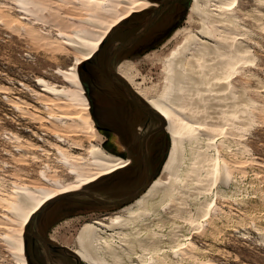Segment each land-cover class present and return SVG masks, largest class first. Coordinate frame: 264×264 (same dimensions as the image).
I'll list each match as a JSON object with an SVG mask.
<instances>
[{"label": "rangeland", "instance_id": "374dc122", "mask_svg": "<svg viewBox=\"0 0 264 264\" xmlns=\"http://www.w3.org/2000/svg\"><path fill=\"white\" fill-rule=\"evenodd\" d=\"M90 1L95 0H0V264H22L15 242L23 209H29L36 201L31 200L29 205L18 208L21 200V196L16 195L18 191L38 190V197L51 193L54 195L53 199L43 208L49 204L56 208L54 202L57 199L68 197L59 192L67 185L75 184L76 179L79 181L84 174L97 171L89 165L91 162L87 152L90 147L100 145L106 152L121 157L117 152L121 149V144L116 137L98 131L94 120L97 134L91 136L88 128L76 118L79 111L84 112L83 100H77L76 88L65 81L64 72L75 66L83 57L78 47L80 43H76V39L100 37L106 26L125 14L133 3H130L131 0H105L99 5L91 6ZM229 1L231 2L205 0L210 4L208 7L210 13L214 14L211 15L213 18L218 12H213L211 8ZM190 5L191 0L176 24H170L172 18L167 16L152 27L141 43L159 37L154 45L146 47L140 54H121L111 64L116 72L120 65L124 68L127 66L126 70L133 86L146 98H156L165 92L168 82L164 60H167L169 51L185 36L187 30L198 31L201 28L197 18L187 20ZM232 9L229 16H218L220 25L215 32V38L234 55V68L229 72L231 85L227 91L228 95L226 92H220L228 98L223 99L220 95L216 101L211 93L200 91L201 95L197 96L199 92H196L192 100L190 99V102L197 101V104L202 106L212 105L211 111H216L213 120L218 121L221 116L218 121L220 128L217 129H220L223 135L218 130L216 132L221 135L215 133L218 145H200L202 156L208 157L210 164L219 156L220 176L208 178L204 167L197 177L188 175L192 160H189L190 154L186 153L183 166L187 170L183 167L180 171L181 183L175 192L176 196L173 194L165 204L157 205L160 198L153 203L156 212L151 214L148 223H159L152 228L157 227L158 234L147 236L149 239L144 232L139 234L135 244L131 243L127 250H133L138 256H125L123 264H131L141 256H149L141 251L144 243H147L146 247L151 244L152 253L155 247L158 248V252L154 254L159 261L157 264L165 260L166 264H264V0H236ZM147 12H150V9L136 13L119 23L106 34L104 42H101L92 59L84 63L79 62L81 65L77 64L78 76L84 89L81 99L87 98L88 105L89 97L84 85L85 67L94 74V77L86 79V82L92 85L89 88L97 97L104 102H123L125 94L121 93L119 86L108 75L107 60L118 44L145 31L146 27L140 29V22L145 21ZM207 19L206 24L212 18ZM165 26H169L170 30L162 37L159 31ZM227 34L232 40L229 37L225 39ZM200 38L203 39L202 36ZM225 72L229 74L228 71ZM183 93L181 98L187 101V95L184 91ZM138 97L142 98L140 95ZM141 100L145 103L143 98ZM56 104L59 106L56 107ZM146 105L151 107L147 103ZM225 106L226 109L231 106L237 112L230 125V122L219 114L223 113ZM51 116L64 118L55 120L50 118ZM70 116L72 120L69 119ZM55 133L61 135L56 136ZM164 141V153L156 163L149 183L132 187H140L133 195L144 193V187L148 188L155 177L160 175L171 144L170 135L166 131ZM54 145L61 146L62 152ZM65 156L81 158L84 164L67 163L69 158L65 160ZM72 165L77 168L78 176L69 173ZM117 173L83 187L74 196L69 195L75 197L73 201L79 204L77 208L82 212L60 217L54 223L50 231L56 241L67 242L76 247L75 239L84 223L110 217L133 204L139 195L115 207L100 204L91 197L99 198L103 202H113L117 197L126 195L130 191L126 184L116 183L106 187L108 185L105 183ZM185 179L186 184L182 182ZM27 228L28 225L21 231L26 264L28 261L24 237ZM139 241L143 243L139 244ZM157 241L161 242L156 244ZM136 242L140 246H137ZM177 247L181 254L176 257L174 251ZM169 260L172 263H169Z\"/></svg>", "mask_w": 264, "mask_h": 264}, {"label": "bare ground", "instance_id": "6f19581e", "mask_svg": "<svg viewBox=\"0 0 264 264\" xmlns=\"http://www.w3.org/2000/svg\"><path fill=\"white\" fill-rule=\"evenodd\" d=\"M131 1H130V3H133L132 7L127 12H125V14H123L121 17H119L115 22L108 24V26H106L104 32L102 33V35L100 37H98L96 39L81 37L80 39H76V40H78L77 42L72 40L76 43L79 42L80 45H82V46L79 45L78 47H79V50L82 51L83 57L78 60V62L76 63L75 66L71 67L68 71L64 72L65 81H67L68 83H70L71 86H74L76 88V93L78 96L77 100H80V101L83 100L82 104H83L84 112L79 111L80 113L81 112L82 113L81 114L79 113V115L76 118L80 119L82 121L83 126L88 128L91 136H95L97 134L96 133L97 128L95 129V127H94V122H93L94 119L92 118L87 98L81 99L82 96L84 95V89L82 87L83 85L81 84L80 78L78 76L77 66L79 64L81 65V63H84L89 59H92L94 53L99 49L101 42L103 41L104 37L106 36V34L110 30H113L119 23L126 20L127 18L133 16L136 13L143 12V11H145V9H149L153 5L152 0H131ZM103 2H105V0H95V1H90V4H91V6H94V5H99ZM221 2H223V1H221ZM235 3H236V0H231V2L229 1V3H221V5L218 4L219 6L218 5L213 6L211 8L212 11L213 12L215 11V13L218 12V14H215V16L213 18V16H211V15H214V14H212V12L210 13V9L208 7V5H210V4H207V2H205V0H191L190 10L187 14V18H188L187 20H189V18L192 20L194 18H197L198 22L200 23L199 25L201 28L198 31L187 30L186 34H184L185 36L175 45V47L173 49H171L169 51V54L167 56V60L166 61L164 60L165 65L163 64V61H162V64L165 66L166 82H168V83H167V86H166L167 89L165 90V92L160 94L156 98H146L145 96H143V94H141L139 91H137L135 89V86H133V81L128 76V72L126 70L127 66L125 68L123 65H120L118 67L117 74H119V76L124 78L127 81V83L132 87V89L134 91H136V94L140 95L145 100V103H147L149 106H151L157 112V114L160 116V118H161L160 121L162 123H164L166 126L165 131L170 135V139H171L170 150H169L168 156L164 162V165H163L162 171L160 172V175L155 177V179L150 183V185L144 191V193H142L133 202V204H130L129 206L122 208L121 210H119L118 213H116L110 217H107L104 219H95V220H92L90 222L84 223L80 227V229L77 233L76 239H75L76 247L71 246L70 244H68V245L71 246L70 248L72 249V251L84 263H86V264H123V262H124L123 259L125 256L137 254L131 249L129 251H127V250H128V246H130L131 243L134 242V244H135L136 238L139 234H142V232H144L145 233L144 235L146 237L158 234V231L156 229L157 227L155 228L156 230L152 229V228L154 226H158L159 223H156V222H154L153 224H151L152 222L148 223V220H149L151 214H154L156 212V208H155L153 203H154V201H156L157 198H160L157 205L163 204V203L165 204L166 202L170 201V197L173 196V194L175 195V192H176V190H178L177 188H178L179 184L181 183L180 171H182L183 167L187 170V168L185 166H183L184 161H186V153L190 154L189 160H192L190 162L191 165L188 169L189 174L186 171L188 175L197 177L198 174H201L202 168L204 167V172L207 174L208 178L209 177L210 178L211 177L217 178L218 176H220L221 166H219L220 164L218 165V161L220 160L219 156L216 159H214L215 162L213 164L212 163L210 164L208 161L209 158L202 156L200 145L201 146L204 145L207 147H216L218 145L217 140H216L217 135H215V133H217L216 132L218 130L217 128L218 127L220 128V123L218 121L220 120L221 116L218 117L219 118L218 121H216L215 119L213 120V118H214L213 114L216 111H214V112L211 111L212 107H213L212 105H210V104L205 105L204 104V106H202V105L197 104L196 100H194V101H196L194 103L192 101L190 102V99L192 100V98L195 96L196 92H199V93H197V96H198V94L201 95L200 91H203V93H204V91L211 93L212 96L214 95V98H215L214 100L219 98V96L222 94V92H224V93L226 92L225 94H227V91L231 85V73H229V72L234 68L233 62H232L234 55H232L233 53H230L231 52L229 50L230 48L228 49L229 50V52H228L227 49L225 48V46L220 44L218 38H215V36H216L215 32L217 30L216 28H218V26L220 25L219 24L220 21H218V19H217L218 16L223 15V14H226L229 16V11L233 10L232 5ZM207 17L212 18L209 20L210 22L208 24H206V22H205L206 20H208ZM188 24H190V23H188ZM181 31H183V29ZM177 34H179V33H177ZM217 34H218V32H217ZM230 34H232V33H230ZM200 36H202L203 39L200 38ZM235 36H236V38H238L237 35H235ZM67 37H69V36H67ZM227 37H229L231 39L230 35H228V34L225 35V39ZM68 39H70V38H68ZM230 39H229V43H230ZM239 39H240V37H239ZM234 42H235V40H234ZM230 44H232V43H230ZM86 48H88V49L86 50ZM232 52H234V51H232ZM225 57L227 59H225ZM79 62H81V63H79ZM239 62H241V61H239ZM225 71H228L229 74H227V72H225ZM36 83H38V82H36ZM38 85H40V84L38 83ZM46 87H47V85H46ZM47 90H45V91H47ZM183 91L187 95V97H186L187 101L181 98V93H183ZM220 92H221V94H220ZM58 94H61V93L58 92ZM144 95H145V93H144ZM224 95H221V96H223L222 97L223 99L228 98L227 97L228 94L226 96H224ZM206 97H208V96H206ZM197 99H198V97H197ZM199 99L201 100V97ZM206 99H208V98H206ZM211 100H212V98H211ZM58 102L61 103V101H58ZM58 102H57V104H58ZM202 102H205V101L202 100ZM233 103H235V102H233ZM57 104H56V107L59 106ZM201 104H203V103H201ZM227 104H229V103H227ZM67 106H68V104H67ZM231 106H230V108H227V109L225 106V108H224L225 110L223 111V113H219L222 115L223 119H226L229 122L231 120L233 121L236 117V114H237L236 110L232 109ZM215 109L217 110V108H215ZM87 110H88V112H87ZM217 111H219V110H217ZM60 115H62V114H60ZM63 116L62 117L61 116L60 117L59 116H51L50 118L55 119V120H57V119L61 120L62 118H64ZM69 119L72 120L71 116ZM222 121H225V120H222ZM230 124H231V122L228 125H230ZM63 127H65V126H63ZM62 129H60V130H62ZM223 130H224V128H223ZM219 132L221 133V131H219ZM223 132H225V131H223ZM227 133H228V131H227ZM58 134L59 133H55L56 136H58ZM217 134L219 136L222 133L221 134L217 133ZM59 135H61V134H59ZM54 146H57L56 149H58V151L62 152L63 148L61 146H58V145H54ZM223 146H225V145H223ZM88 150L89 151L87 152V154L90 157V162H91L90 164L89 163L88 164L93 166L92 168L96 169L97 171L92 172L90 174H84L85 175L84 177L80 178L79 181H77L78 179H76V183L74 181L75 184L67 185L63 191L59 192V194H70L72 192H78L83 187H88V186H90L96 182H99L102 178H104L106 176L113 175L114 173L122 170L123 168H126L129 164V161H130V158L124 159L122 157H117L115 155L110 154L109 152H106L103 149V147L100 145H93ZM215 150L217 152V149H215ZM216 154H218V153H216ZM64 158H65V160H67L69 158L67 163H70V164H72V163L84 164L83 161L81 160V158H78V157L70 158L68 156H65ZM210 158H212V157H210ZM65 160H64V162H65ZM67 163H65V164H67ZM73 165H72V167H70L69 173L71 175L73 174L75 176H78L77 175L78 174L77 168ZM186 172H185V175H186ZM204 172H203V174H204ZM183 175H184V173H183ZM221 175H223V174H221ZM191 179H193V178L191 177ZM220 180H221V178H220ZM182 182H185L184 184H186L187 180L185 179V181L183 180ZM215 182H217V181H215ZM188 188H190V187H188ZM36 192H38V190L37 191L36 190L35 191L21 190V191H18L16 194V195L21 196V198H20L21 200L18 203V208H24L25 205H29V202L31 200L36 201V203L34 205L30 206L29 209H23L24 213H23V216L20 220V230H19V234L17 235V240L15 242L16 247L19 251V256L21 257V263L22 264H26V261H25L24 256H23V241H22L23 239H22L21 231L26 225L29 224L31 217L38 210H41L44 207V205L46 203H48L54 197V195H52L51 193L45 195L44 197H38ZM59 194H56V196ZM155 223H156V225H155ZM162 223H164V222H162ZM161 227H163V225ZM174 228H176V227H174ZM174 235H173V237H174ZM145 236H144V238H145ZM147 238L149 239V237H147ZM150 240H153V239H150ZM161 241H162V239H161ZM161 241H159V242L157 241L156 244H159ZM146 242H147V240H146ZM148 242H150V241L148 240ZM141 243H143V242H140L139 244H141ZM137 244H138V242H136V245ZM144 244L142 245L143 248L141 249V251L143 250V254H147L149 256H146L145 258H144V256L143 257L141 256L139 260H137L136 262H131V264H157L158 258H157V256H154V254H156L158 252L157 251L158 248L155 247V249H153V253H152V251H150V250H152L151 249L152 246L150 247L151 244L149 245V247L148 246L146 247L147 243L145 244V246H144ZM152 245H153V243H152ZM137 246H140V245H137ZM179 246L180 245H178V247ZM178 247L174 251V254L176 255V257L179 254H181L180 250H178ZM137 248H139V247H137ZM182 249L186 250L184 248H182ZM146 251H149V253H144ZM154 251H155V253H154ZM182 255H184V253ZM136 256H138V254ZM164 256H165V254H164ZM166 258L168 259V256ZM175 258H174V260H175ZM129 259H130V257H129ZM169 263H172V262L170 261ZM178 263H179V261H178ZM161 264H166V260L164 262H162Z\"/></svg>", "mask_w": 264, "mask_h": 264}, {"label": "flooded vegetation", "instance_id": "af4514ba", "mask_svg": "<svg viewBox=\"0 0 264 264\" xmlns=\"http://www.w3.org/2000/svg\"><path fill=\"white\" fill-rule=\"evenodd\" d=\"M152 1L153 5L149 8L150 12L145 14V21H141V26L139 25L141 30L145 27L148 28L134 43L121 50L113 59H110V54L107 60L108 75L119 86L118 89L121 93L125 94L123 104L111 99H108L111 100L110 102H104V100L97 97L89 88L92 85H88L86 82V79L94 77V74L92 75L88 68H84V76L86 77L84 85L87 89L90 112L97 130L116 137L121 144V149H114V147L113 149L118 150L117 152L120 153L122 158H130L126 168L110 177L109 181L106 180L105 184L108 185L106 187L116 183L126 184L130 187V191L126 195L117 197L116 200L133 196L140 189V184L142 186L151 179L155 171V165L163 155L166 147L164 141L165 124L149 111V107L144 101L140 98L139 101L135 100L129 91L114 79L111 73V70L114 69L111 67L112 62L121 54L127 52L140 54L146 47L154 45L155 40L159 37L146 43L141 42L152 27L157 23L159 24L167 16L172 18L170 24H176L187 10L190 0ZM169 26H165L159 31L162 37L169 32ZM134 92L136 93V91ZM137 184L139 185L136 188H132ZM73 198L75 197L68 196L57 199L54 202L56 208L49 204L31 217L24 237L28 264H86L72 251L67 242L56 241L50 231L60 217L72 216L82 212L80 208H77L79 204L73 201Z\"/></svg>", "mask_w": 264, "mask_h": 264}, {"label": "water", "instance_id": "95a60500", "mask_svg": "<svg viewBox=\"0 0 264 264\" xmlns=\"http://www.w3.org/2000/svg\"><path fill=\"white\" fill-rule=\"evenodd\" d=\"M148 27H146L147 29ZM145 29V30H146ZM144 30L140 33H137L136 35L132 36L131 38H129L128 40H126L125 42L123 43H120L118 44L114 50L112 51L111 55H110V59H113L121 50H123L124 48L128 47L129 45H131L132 43H134L142 34H143ZM111 73H112V76L114 77V79L116 81H118L120 84H122L128 91L129 93L132 95V97L139 101V97L138 95L134 92V90L132 89V87L127 83V81L122 78L121 76H119V74H117V72L112 69L111 70ZM142 105V104H141ZM149 111H151L159 120L161 119L160 116L157 114V112L152 108L150 107L149 108ZM146 186L144 187V191L146 190ZM143 191V192H144ZM77 194V192H72L70 194H65L63 196H69V195H75ZM140 194V192L138 194H135L133 196H129V197H125L123 199H120V200H116V201H113V202H103L101 199L99 198H96L94 196H91L96 202L100 203V204H109V205H118V204H121V203H124V202H127L131 199H133L134 197L138 196ZM142 194V193H141ZM140 196V195H139Z\"/></svg>", "mask_w": 264, "mask_h": 264}, {"label": "trees", "instance_id": "16d2710c", "mask_svg": "<svg viewBox=\"0 0 264 264\" xmlns=\"http://www.w3.org/2000/svg\"><path fill=\"white\" fill-rule=\"evenodd\" d=\"M104 42V41H103Z\"/></svg>", "mask_w": 264, "mask_h": 264}]
</instances>
